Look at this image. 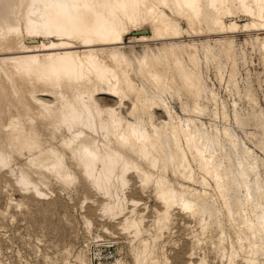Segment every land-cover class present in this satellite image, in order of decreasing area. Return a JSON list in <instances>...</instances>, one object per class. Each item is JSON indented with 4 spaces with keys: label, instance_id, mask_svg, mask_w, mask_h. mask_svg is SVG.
Here are the masks:
<instances>
[{
    "label": "bare ground",
    "instance_id": "obj_1",
    "mask_svg": "<svg viewBox=\"0 0 264 264\" xmlns=\"http://www.w3.org/2000/svg\"><path fill=\"white\" fill-rule=\"evenodd\" d=\"M242 15L251 20L238 23L235 18ZM19 16L23 23H8L0 9V73L25 81L14 102L15 113L5 115L0 168L13 153L27 150L34 152L31 162L37 169L74 180L63 153L41 147L35 128L41 120L53 127L54 134L62 132L63 145L77 157L85 176L108 193L124 186L129 173L136 172L144 183H154L165 214L174 204L182 205L198 214L206 229L221 226L224 209L238 229L237 243L247 261L258 264L257 255L264 251V187L257 177L258 157L226 127L210 132L204 122L177 117L164 94L174 86L179 95L186 89L193 104L182 102L184 111L203 115L200 49L194 39L183 45L179 40L207 37L203 50L208 55L209 41L220 37V52L229 60L233 46L228 35L263 31L256 36L264 55V35L259 36L264 34V0H23ZM182 23L188 27L186 35ZM141 29L149 33L131 41H161V55L149 48L151 56L137 54L131 60L120 47L126 44V35ZM41 37L56 39L28 42ZM1 95L2 91L0 106L7 98ZM116 105L125 110L119 112ZM235 120L244 124L238 112ZM65 132L70 133L68 138ZM192 163L201 174L199 180ZM169 165L179 179L197 181L202 189L183 183L177 188L162 175ZM20 180L26 190L43 194V183L28 176ZM213 187L223 197L222 209L210 200ZM244 203L249 217L243 213ZM126 222L135 236L142 233L133 217Z\"/></svg>",
    "mask_w": 264,
    "mask_h": 264
},
{
    "label": "rangeland",
    "instance_id": "obj_2",
    "mask_svg": "<svg viewBox=\"0 0 264 264\" xmlns=\"http://www.w3.org/2000/svg\"><path fill=\"white\" fill-rule=\"evenodd\" d=\"M22 2L0 0L6 22L23 23L19 16ZM235 19L240 24L251 20L243 15ZM142 27L146 28L145 25ZM181 27L183 33L188 34L187 25L182 23ZM261 32L228 35L233 46V59L229 60L220 52V37L209 41L211 52L208 55L203 50L207 37L179 40L178 43L183 45L194 39L200 49L204 62L201 103L206 111L203 115L184 111L182 102L193 104L184 88L179 95L174 86L173 92L167 91L164 98L177 117H191L197 123L204 122L210 132L216 128L223 132L226 127L240 144L244 142L251 148L254 156L258 157L257 177L264 187V55L256 36ZM148 33V29H141L126 35V44L120 47L131 60H135L137 54L151 56L149 48H153L157 55L162 54L164 43L161 41H131L134 36ZM52 39L56 38L41 37L28 42H48ZM105 48L103 54L107 53ZM138 79L144 80L150 87L144 78L140 76ZM21 82H25L23 77L0 73L1 96H7L0 106V141L4 137L5 115H13L16 111L14 102L24 85ZM25 96L23 94L22 99ZM124 110V107H118L119 112ZM236 112L244 124L235 120ZM35 128L41 147L63 153L66 168L73 174L74 180L66 181L52 171L37 169L31 162L34 152L24 150L9 157L8 164L0 168V264H250L237 243L238 229L222 209L223 197L214 187L209 189L210 200L222 209L221 226L202 229L200 216L192 214L182 205L174 204L165 214L166 208L156 197L154 183H144L136 172L129 173L128 182L110 193L98 188L85 176L77 157L63 145L62 132L54 134L53 127L41 120H37ZM69 134L64 133L66 137ZM231 155L237 162L236 154L233 152ZM221 158L226 165L224 152ZM192 165L195 178L199 180L201 174L198 167L196 163ZM162 175L172 180L177 188H181L183 183L197 190L202 189L197 181L193 184L179 179L172 172L171 165ZM23 176L43 183V194L26 190L20 182ZM243 193L244 189L241 195ZM233 194L234 191L230 190V195ZM119 198L122 199L121 206L117 207ZM243 207V213L249 217L250 208L245 203ZM131 217L140 223L142 233L139 236L126 228V221ZM205 217L210 220L209 215ZM144 241L148 242L147 245ZM202 258L204 262H201ZM257 262L264 264V251L258 253Z\"/></svg>",
    "mask_w": 264,
    "mask_h": 264
}]
</instances>
